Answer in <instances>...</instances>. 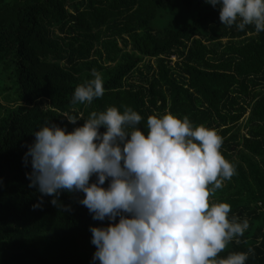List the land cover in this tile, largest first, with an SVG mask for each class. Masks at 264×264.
I'll list each match as a JSON object with an SVG mask.
<instances>
[{"label": "trees", "instance_id": "trees-1", "mask_svg": "<svg viewBox=\"0 0 264 264\" xmlns=\"http://www.w3.org/2000/svg\"><path fill=\"white\" fill-rule=\"evenodd\" d=\"M93 70L103 97L73 104ZM112 106L138 111L145 134L167 112L217 131L236 171L210 203L249 222L217 259L252 248L246 264H264V31L223 25L206 0H0V264H93L90 226L110 221L82 191L42 197L23 157L44 122L71 132Z\"/></svg>", "mask_w": 264, "mask_h": 264}, {"label": "clouds", "instance_id": "clouds-1", "mask_svg": "<svg viewBox=\"0 0 264 264\" xmlns=\"http://www.w3.org/2000/svg\"><path fill=\"white\" fill-rule=\"evenodd\" d=\"M206 3L219 6L223 25L264 31V0ZM92 76L76 87L73 104L103 97L101 74L93 70ZM67 117L72 124L84 118ZM143 119L130 107L121 112L112 106L93 111L71 132L44 122L23 157L25 165L31 163L29 187L52 196L53 205L62 190L82 191L79 202L93 219L110 221L106 227L90 226L93 264H246L252 248L217 259L249 228L247 219L229 218V203H210L236 171L220 151L222 137L171 112L149 116L145 134L138 127ZM93 175L97 181L90 183ZM42 204L41 198L33 209Z\"/></svg>", "mask_w": 264, "mask_h": 264}, {"label": "rangeland", "instance_id": "rangeland-1", "mask_svg": "<svg viewBox=\"0 0 264 264\" xmlns=\"http://www.w3.org/2000/svg\"><path fill=\"white\" fill-rule=\"evenodd\" d=\"M175 57H172V59H174ZM153 63V60L151 61Z\"/></svg>", "mask_w": 264, "mask_h": 264}]
</instances>
